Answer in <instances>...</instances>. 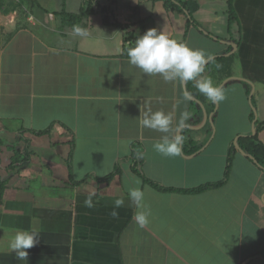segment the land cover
I'll return each mask as SVG.
<instances>
[{
  "label": "crops",
  "instance_id": "0c3cea01",
  "mask_svg": "<svg viewBox=\"0 0 264 264\" xmlns=\"http://www.w3.org/2000/svg\"><path fill=\"white\" fill-rule=\"evenodd\" d=\"M4 1L0 264H264V170L236 149L226 182L182 191L221 180L230 143L251 133L252 97L264 102V0H231L239 34L228 0H193L198 26L166 6L188 0H89L79 34L61 27L59 13H78L83 0ZM152 27L203 50L211 58L203 75L226 98L210 102L193 81L131 65L127 49ZM139 107L172 112L174 125L190 112L178 157L154 150L164 134L140 128ZM256 115L264 121V104ZM258 138L264 144V128ZM135 152L144 177L169 190L134 172ZM133 187L150 213L143 228ZM117 198L125 203L113 217ZM19 230L38 233L27 261L9 248Z\"/></svg>",
  "mask_w": 264,
  "mask_h": 264
},
{
  "label": "clouds",
  "instance_id": "9594fccd",
  "mask_svg": "<svg viewBox=\"0 0 264 264\" xmlns=\"http://www.w3.org/2000/svg\"><path fill=\"white\" fill-rule=\"evenodd\" d=\"M74 31L81 33L80 28ZM128 62L140 69L143 74L159 75L165 82H188L193 81L194 86L210 102L219 104L226 98L222 86L213 84L210 77L203 75L205 64L211 59L206 57L203 50L189 47L186 43L170 37L167 33L155 27L148 28L142 34L137 35L134 46L127 49ZM184 99H188L185 95ZM179 103V102H178ZM139 126L141 129L148 128L164 135L153 144L156 152L165 157H178L181 154L185 141L180 129L186 127V121L190 118V112L185 109L180 113L176 124H173L174 114L162 109L153 111L151 107H139ZM138 158H142L140 155ZM138 185L139 180H134ZM129 199L137 209H142L134 214L135 222L141 228L149 221V211L146 209L144 192L139 187H133L128 192ZM123 198L114 200L113 217L118 216L115 209L124 205ZM86 207H93L91 195L84 200ZM38 242V233L28 230L17 231L9 243L10 250L18 260L27 261L28 249Z\"/></svg>",
  "mask_w": 264,
  "mask_h": 264
},
{
  "label": "trees",
  "instance_id": "16d2710c",
  "mask_svg": "<svg viewBox=\"0 0 264 264\" xmlns=\"http://www.w3.org/2000/svg\"><path fill=\"white\" fill-rule=\"evenodd\" d=\"M89 4H90L89 0H83L81 5H80L79 12L74 13V14L66 13L62 9L59 13L61 27H65V28L71 29V30H74V28H77V27L81 29L83 19L90 12ZM166 6L168 8H175L179 11H183L187 16V22H190V23L194 24L195 26H198L195 23V21L192 19V16H191L192 12L197 8V3L195 1L188 0V1H184V2H175V3L167 1ZM227 11H228V15H229V20H228L229 21V28H231L232 31L239 34V30H240L239 22H238V19H237L236 15L232 9L231 0H228ZM238 41H239V39L234 40L235 43H238ZM212 117L214 118V115ZM250 119L251 120L253 119L252 113L250 114ZM263 128H264V121H261L260 119H256L255 124H254V131H255L254 134L248 133L245 135H239L238 138L235 140V143L234 142L230 143V145L228 147V154H227L225 171H224L223 178L221 180H219L217 182L205 183V184H202L196 188L182 190V191H186V192L204 191V190H207V189L212 188V187L220 186L224 182H226V180L228 178V174H229L233 155L236 153V149H237L236 147L241 149L246 154V157L249 160H251L252 162H254L256 164V166H258L259 168L264 170V144L258 138V132L260 130H262ZM198 148L199 147H194L193 149H191L190 152H195L198 150ZM136 153L137 152H135V162H134L133 167H132L134 172L139 174L142 177V179L146 183L150 184L151 186L156 187L160 190H167L168 188H164V187L160 186L159 184L152 182L151 180H148L147 178L144 177L143 173L135 165L137 163L140 164L142 162V159L138 158L139 156H137ZM23 160H25V158H23ZM16 163H18V162H16ZM19 165H23V161L20 162ZM114 171H117V170L114 169ZM111 176H112V174L105 176L103 178V180L108 181L111 178ZM1 189H2V185L0 184V191H1Z\"/></svg>",
  "mask_w": 264,
  "mask_h": 264
},
{
  "label": "rangeland",
  "instance_id": "374dc122",
  "mask_svg": "<svg viewBox=\"0 0 264 264\" xmlns=\"http://www.w3.org/2000/svg\"><path fill=\"white\" fill-rule=\"evenodd\" d=\"M4 3H5L4 0H0V5L1 6ZM263 98H264V95L261 96V99H263ZM252 104H253V106L255 105L254 107L256 109V112L258 111V113L261 114V108L263 107L264 102L263 103L262 102H259V96L258 95H254L252 97ZM241 135H243V134H241Z\"/></svg>",
  "mask_w": 264,
  "mask_h": 264
},
{
  "label": "water",
  "instance_id": "95a60500",
  "mask_svg": "<svg viewBox=\"0 0 264 264\" xmlns=\"http://www.w3.org/2000/svg\"><path fill=\"white\" fill-rule=\"evenodd\" d=\"M234 47H235V45H233ZM251 98V95H249V99ZM254 110V109H253ZM207 118V116L206 115H204V119H206ZM256 119H257V115H256V111L254 110L253 111V119H252V130H251V134H254L255 133V131H254V124H255V121H256ZM210 120V119H209ZM234 143H235V141H234ZM238 150H239V152H241L242 154H244L245 156H246V154L241 150V149H239L238 147H236Z\"/></svg>",
  "mask_w": 264,
  "mask_h": 264
}]
</instances>
